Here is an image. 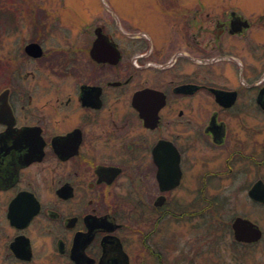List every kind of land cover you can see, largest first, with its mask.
Wrapping results in <instances>:
<instances>
[{"label": "flooded vegetation", "instance_id": "flooded-vegetation-1", "mask_svg": "<svg viewBox=\"0 0 264 264\" xmlns=\"http://www.w3.org/2000/svg\"><path fill=\"white\" fill-rule=\"evenodd\" d=\"M96 2L56 15L52 48L33 20L0 59V264H194L198 246L173 262L156 237L221 211L207 186L235 158L264 164L229 148L264 115V0ZM236 217L234 247L263 240L237 242Z\"/></svg>", "mask_w": 264, "mask_h": 264}, {"label": "rangeland", "instance_id": "rangeland-1", "mask_svg": "<svg viewBox=\"0 0 264 264\" xmlns=\"http://www.w3.org/2000/svg\"><path fill=\"white\" fill-rule=\"evenodd\" d=\"M98 0H0L1 6L10 8L15 16L13 27L2 31L0 37V59H4L8 51H14L21 42L33 33L32 21L40 26L46 34L45 46L52 48L56 34V15L64 22V13L69 7L81 10L86 5L96 7ZM64 16H63V15ZM82 16V13H79ZM68 17L71 15L68 13ZM47 80L42 72L37 78ZM247 126L234 125V132L229 148L240 147L243 154H251L257 160L264 158V115L254 112L250 121L242 122ZM225 147L205 146L203 168L205 172L223 171L228 154ZM230 175L212 178L207 186L208 196H216L221 200L223 209L215 213L207 212L204 218L191 221L165 222L159 228L156 241L165 246L171 240L170 257L179 260L181 250L187 247H199V255L194 264H264V207L251 203L246 195V188L255 180L264 181V164L256 165L250 161L235 158L231 163ZM191 183V182H190ZM209 197V198H210ZM234 216H241L254 222L262 230L263 240L251 247H234L233 239L228 231L227 223ZM185 250L187 252L188 250ZM33 264H62L44 257ZM179 264H185L179 260Z\"/></svg>", "mask_w": 264, "mask_h": 264}, {"label": "water", "instance_id": "water-1", "mask_svg": "<svg viewBox=\"0 0 264 264\" xmlns=\"http://www.w3.org/2000/svg\"><path fill=\"white\" fill-rule=\"evenodd\" d=\"M25 51L32 57L41 55V49L37 44L27 45ZM258 102L264 108V103L260 101V97L258 98ZM248 196L252 201L264 205V183L260 180L256 181L249 189ZM231 228L237 242L256 243L262 237L259 227L248 219L241 217L234 218Z\"/></svg>", "mask_w": 264, "mask_h": 264}, {"label": "trees", "instance_id": "trees-1", "mask_svg": "<svg viewBox=\"0 0 264 264\" xmlns=\"http://www.w3.org/2000/svg\"><path fill=\"white\" fill-rule=\"evenodd\" d=\"M12 11L13 10H11L10 8L7 9L6 6L0 5V32L14 25L13 22H14L15 16L12 13ZM219 208L223 209L222 203H220Z\"/></svg>", "mask_w": 264, "mask_h": 264}]
</instances>
